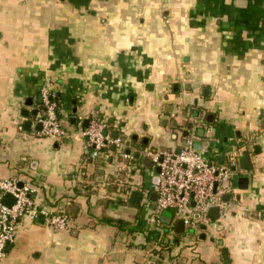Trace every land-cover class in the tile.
<instances>
[{"label": "crops", "instance_id": "0c3cea01", "mask_svg": "<svg viewBox=\"0 0 264 264\" xmlns=\"http://www.w3.org/2000/svg\"><path fill=\"white\" fill-rule=\"evenodd\" d=\"M44 86L60 140L36 128ZM92 119L109 139L96 159ZM182 136L241 171L191 228L153 216L151 157ZM14 177L47 217L22 220L0 264H264V0H0V180Z\"/></svg>", "mask_w": 264, "mask_h": 264}, {"label": "built area", "instance_id": "2783aa9c", "mask_svg": "<svg viewBox=\"0 0 264 264\" xmlns=\"http://www.w3.org/2000/svg\"><path fill=\"white\" fill-rule=\"evenodd\" d=\"M41 99L40 136L53 141L60 140L65 132L58 118V95L44 86L39 91ZM105 124L92 119L81 134L86 138L90 150V158L96 159L107 147ZM119 157L132 161L133 156L122 152L124 142L115 140ZM103 153V152H102ZM153 166L159 168L154 174L157 183L151 186L155 194L153 216L155 220L163 212H170L176 220L191 228L203 220L210 207L217 206L221 197L231 190L224 182L240 174L238 158L231 157L226 163L212 164L205 161L193 147L191 138L181 137L177 151H165L151 157ZM6 194L13 197L12 205H5L1 198ZM36 189L19 178L0 180V261L4 257L5 248L15 240L16 229L24 219L34 220L39 214L47 217L46 212L37 205ZM195 216H198L196 219ZM49 226L64 229L66 217L51 215Z\"/></svg>", "mask_w": 264, "mask_h": 264}, {"label": "water", "instance_id": "95a60500", "mask_svg": "<svg viewBox=\"0 0 264 264\" xmlns=\"http://www.w3.org/2000/svg\"><path fill=\"white\" fill-rule=\"evenodd\" d=\"M38 102L39 103H41V99H40V97H38ZM31 102V100H28V103L26 104V105H28V106H30V103ZM37 114V112H32V115H36ZM21 115L24 117V118H27L28 117V112L26 111V110H22L21 111ZM24 127L25 128H30V122H25L24 124ZM36 128H41V124L40 123H37L36 124ZM104 134H105V132H104ZM193 147L195 148V149H199V144L197 143V144H194L193 145ZM135 157L136 158H138V154H135ZM147 160V165L148 166H150L151 167V165H152V163H151V161H150V159L149 158H147L146 159ZM241 168L242 169H244V170H250V168H251V165H250V163H249V158H248V154H244L243 155V157H242V159H241ZM155 173L156 174H158L159 173V168L158 167H156L155 168ZM154 181H155V183H157V178H155L154 179ZM238 183H239V188L240 189H246V187H247V185H248V179L247 178H244V177H242V178H239L238 179ZM131 199H132V201H138L139 199H140V194L138 193V192H134V193H132L131 194ZM135 199V200H134ZM2 202L5 204V205H7V206H10V205H12L13 204V202H14V199H13V197L11 196V195H9V194H6L3 198H2ZM169 214L167 213V212H163L162 214H161V219L165 216H168ZM38 218L39 219H42V216H38ZM195 218L197 219L198 218V216H195ZM179 225H181L182 227H183V224H182V222L180 221L179 222ZM6 249H7V247L5 248V251H6Z\"/></svg>", "mask_w": 264, "mask_h": 264}, {"label": "rangeland", "instance_id": "374dc122", "mask_svg": "<svg viewBox=\"0 0 264 264\" xmlns=\"http://www.w3.org/2000/svg\"><path fill=\"white\" fill-rule=\"evenodd\" d=\"M114 166L116 167V163L114 164Z\"/></svg>", "mask_w": 264, "mask_h": 264}, {"label": "trees", "instance_id": "16d2710c", "mask_svg": "<svg viewBox=\"0 0 264 264\" xmlns=\"http://www.w3.org/2000/svg\"><path fill=\"white\" fill-rule=\"evenodd\" d=\"M57 100H58V98H57ZM115 223H117V222H115Z\"/></svg>", "mask_w": 264, "mask_h": 264}]
</instances>
